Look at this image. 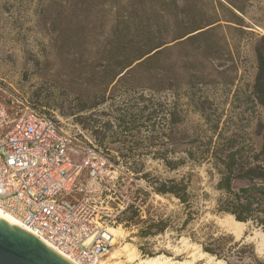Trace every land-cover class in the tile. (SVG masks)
Masks as SVG:
<instances>
[{
    "label": "rangeland",
    "instance_id": "1",
    "mask_svg": "<svg viewBox=\"0 0 264 264\" xmlns=\"http://www.w3.org/2000/svg\"><path fill=\"white\" fill-rule=\"evenodd\" d=\"M178 3L188 10L179 11L181 31L167 20L154 24L159 42L166 44L161 55L135 74V83L108 86L110 34L115 17L124 22V0H0V102L13 101L15 108L38 105L72 118V125L95 140L119 170V179L101 194L119 216L113 228L124 232L106 264L123 245L135 249L139 260L207 263L208 258L193 260L197 248L224 264H264L260 229L245 224L237 233L220 225L219 219L228 216L213 213L223 196L216 189L220 173L213 161L202 160L217 123L222 138L242 148V162L253 163L262 148L264 105L254 85L258 51L264 54V0H245L239 25L229 22L230 12L214 0ZM216 20L209 33L174 41L196 23ZM143 108L145 115L133 125L139 131L124 132L119 121L124 111ZM153 112L156 117L147 122L145 116ZM174 114L181 125L171 124ZM160 152L171 161L185 158V163L171 171L158 158ZM183 177L190 182L195 211L187 226L190 216L179 200L155 191L159 181ZM248 185L243 179L232 183L235 190ZM129 205L139 208L136 225L123 221ZM161 220L162 233L148 230ZM144 232L152 235L144 237ZM121 264L134 263L123 259Z\"/></svg>",
    "mask_w": 264,
    "mask_h": 264
},
{
    "label": "built area",
    "instance_id": "2",
    "mask_svg": "<svg viewBox=\"0 0 264 264\" xmlns=\"http://www.w3.org/2000/svg\"><path fill=\"white\" fill-rule=\"evenodd\" d=\"M72 123L42 106L0 102V209L68 259L102 264L119 216L101 194L119 170Z\"/></svg>",
    "mask_w": 264,
    "mask_h": 264
},
{
    "label": "trees",
    "instance_id": "3",
    "mask_svg": "<svg viewBox=\"0 0 264 264\" xmlns=\"http://www.w3.org/2000/svg\"><path fill=\"white\" fill-rule=\"evenodd\" d=\"M245 0H214L219 7L227 9L232 18L231 23L239 25L241 21L240 15L245 13ZM117 5L116 1H114ZM197 9V6H194ZM127 10V11H126ZM179 11L188 13L185 7H181L178 0H124V22H120L119 17L114 18L113 30L110 34V58L108 74V86H115L135 83V74L144 69L145 66L157 59L163 51L165 43H160V36L154 31V24L158 20H167L172 22L176 28L182 29V21ZM194 15L191 19H195ZM152 19L156 20L152 22ZM166 22V21H164ZM219 20L207 22L203 24L196 23L192 27L185 29L179 33L174 41L187 40L189 35H205L213 28ZM122 27V28H121ZM259 72L254 85V94L258 100L264 105V54L258 51ZM100 101L91 109L97 108L103 104ZM84 110V109H83ZM147 108L138 110V112L124 111L119 119L120 125L124 132L139 131V128L133 126L140 122V118L145 115ZM149 115V116H148ZM146 121H151L156 117V113H149ZM171 124L181 125L182 120L177 115H172ZM92 118V116H90ZM132 125V126H131ZM217 136V138H216ZM133 137V136H131ZM216 138V139H215ZM158 138H154V144ZM142 143V142H140ZM180 142L178 141V144ZM159 144V143H158ZM140 145V144H139ZM157 145V144H156ZM207 152L202 156V160L207 159L213 161L214 166L220 173V179L216 185V189L222 193L216 201L213 213L218 215H231L236 221L251 224L260 229L264 233V135L261 150L254 156V164L242 162L243 150L237 146L233 139H223L219 134V123L213 129V135L207 138ZM192 154H188L190 157ZM158 158L162 160L171 171H177L185 163V158L171 161L166 153L160 152ZM142 173L144 179L148 178L147 174H143L142 170L136 171ZM236 179H243L249 182V185L239 190L232 187V183ZM190 182L186 178L172 179L169 181H159L155 191L162 196L172 195L179 200V203L186 209L190 216L185 221V226L191 221L193 203L190 200ZM124 223L126 225H136L139 208L129 205L125 212ZM159 229L157 232L162 233L165 229V222L160 221L158 224H150L149 229ZM146 237L152 235L151 232L141 234ZM205 251L213 254L214 250L205 248Z\"/></svg>",
    "mask_w": 264,
    "mask_h": 264
},
{
    "label": "water",
    "instance_id": "4",
    "mask_svg": "<svg viewBox=\"0 0 264 264\" xmlns=\"http://www.w3.org/2000/svg\"><path fill=\"white\" fill-rule=\"evenodd\" d=\"M0 264H68L44 242L0 217Z\"/></svg>",
    "mask_w": 264,
    "mask_h": 264
},
{
    "label": "bare ground",
    "instance_id": "5",
    "mask_svg": "<svg viewBox=\"0 0 264 264\" xmlns=\"http://www.w3.org/2000/svg\"><path fill=\"white\" fill-rule=\"evenodd\" d=\"M0 217L15 223L18 227H20L22 230H24L27 234H29V235L32 234L30 232V230L24 228L11 215L7 214L6 212L2 211L1 209H0ZM219 223L221 226L225 227L227 230H229L231 232H237V233L240 232L242 227L245 226L244 223L236 221V219L231 215H228L223 219H219ZM108 233L111 236L113 246L117 245L118 239L124 238V232L120 227H118V228L109 227ZM263 236H264V234H263ZM47 246L49 248H51L49 245H47ZM52 250L56 254L61 256L63 259H65L68 264H78V263L68 259L66 256L59 253L55 249H52ZM191 257L193 258V260H205L206 258H208V262L205 264H213L214 262H216V264H224V262L221 260L215 261V259L213 257L208 256L206 253L199 252V249L197 250V248L194 249V251L191 254ZM110 259L113 260L112 264H121L123 259H125L129 263H134V264H190L188 261L181 262V261H176V260H174L172 258H168V257H165V258L153 257V258H148V259H144V260H139L138 255L136 253V250L131 248L130 245H123L120 249L114 250V252L111 254ZM106 263H107V261L102 263V264H106Z\"/></svg>",
    "mask_w": 264,
    "mask_h": 264
}]
</instances>
